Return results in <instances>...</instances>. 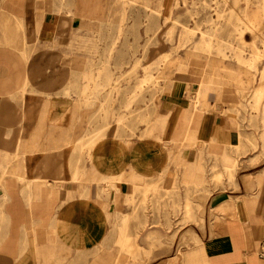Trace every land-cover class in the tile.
<instances>
[{"label":"crops","instance_id":"0c3cea01","mask_svg":"<svg viewBox=\"0 0 264 264\" xmlns=\"http://www.w3.org/2000/svg\"><path fill=\"white\" fill-rule=\"evenodd\" d=\"M49 9L36 0H0V264H113L114 255L128 251L112 246L113 228L127 225L130 212L124 229L136 234L140 224L132 249L152 255L154 264L180 248L184 264H264V181L240 183L238 195L223 188L208 194V151L186 145L180 152L183 144L205 143L222 158L226 146L239 143L230 122L196 114L189 85L176 71H160L154 78L164 97L138 104L135 133L97 137L91 131L101 127L88 123L99 120V108L66 96L54 82L58 68L41 71L59 57L49 62L20 52L72 34L71 16H50ZM215 95L208 92V109ZM102 190L110 192L106 203ZM182 236L193 241L182 246Z\"/></svg>","mask_w":264,"mask_h":264},{"label":"rangeland","instance_id":"374dc122","mask_svg":"<svg viewBox=\"0 0 264 264\" xmlns=\"http://www.w3.org/2000/svg\"><path fill=\"white\" fill-rule=\"evenodd\" d=\"M36 2L38 7L50 8V16L67 13L73 19L75 29L69 36L55 39L51 44L40 46L36 44L40 43L37 40L31 50L27 49L26 52L23 49L20 52L26 59V56L30 55V59L44 61L49 59V62H52V59L56 61L59 57V62L46 63L41 71H49L51 74L52 71L56 73L58 68L57 73L61 77L54 79V82L60 90H65L66 96L87 100L93 111H96L94 108H99L97 111L99 120L92 119L88 127L92 129L96 125L102 130L96 133L91 131L93 134L100 138L107 131H111L114 136L118 131L123 134H134L136 126L140 124L138 104L160 102L164 97L160 80L154 78V74L160 71H176L180 80L190 87L187 98L195 103L192 107L195 108L194 112L198 115L214 113L224 116L239 135L236 148L226 146L220 159L216 154V151L220 150L218 147L212 149L210 144L189 143L180 147V152H185L182 151L184 146L208 151L211 186L207 193L213 191L212 188L215 190L223 188L238 195L243 193L240 183L244 184L245 188L255 181L259 187L263 185L264 96L260 94L263 96L262 101L257 104L256 88L264 72L263 70L256 72L236 62V70H232L230 62L202 56L195 48L190 49L185 37L187 8L182 0H174L176 5L172 18L167 23L163 17L166 14L165 0H36ZM145 14L149 15L148 18ZM30 59L26 60L28 66L34 64ZM259 66L264 68V59ZM212 90L216 93V99L211 96L215 104L208 109L210 99L208 92ZM204 91L207 94L202 96L200 93H205ZM254 144L257 145L256 148H253ZM188 165L179 162L176 167L183 169L189 167ZM229 170L233 172L232 176L228 175ZM255 171L262 173L255 176L253 174ZM111 186L115 189L114 182ZM134 193L136 197L134 214H140V189L135 187ZM244 193L253 192L248 189ZM109 198L110 192L102 190L100 200L106 203ZM190 211L191 207H186L185 214H190ZM132 214L130 212V220L127 223L129 226L132 223ZM126 218H122V221ZM186 224L177 223L175 233H180ZM127 225L125 223L114 225L112 246L128 247L125 249L128 251L119 253V259L118 254L114 255L113 264H154L155 259L153 260L152 255L140 254V251L138 253L132 249L134 236L140 232V224L135 228L136 234L131 232V228L124 229ZM212 226H216V223L211 224V228ZM188 241L193 239L190 236H182L180 245L183 246ZM181 250L180 248L178 254L169 256L172 259L157 264H184Z\"/></svg>","mask_w":264,"mask_h":264},{"label":"bare ground","instance_id":"6f19581e","mask_svg":"<svg viewBox=\"0 0 264 264\" xmlns=\"http://www.w3.org/2000/svg\"><path fill=\"white\" fill-rule=\"evenodd\" d=\"M182 1L187 8L188 20L185 27V37L190 49L195 48L197 53H202V56L220 58L223 62L228 61L232 65V70H236V62L243 66L246 65L256 72L260 70L264 72V68L259 66L261 60L264 59V0ZM174 5H176L174 0H165L166 14L162 15L165 23L171 20ZM145 16L148 18L149 15L145 14ZM176 22L180 21L176 20ZM256 93L258 104L264 96V75L257 84ZM200 94L203 96L207 92ZM260 94L263 96H260ZM262 136L264 139V130ZM256 147L257 145L254 144L253 148ZM227 173L229 176L233 175L231 170ZM97 254L99 255V253Z\"/></svg>","mask_w":264,"mask_h":264},{"label":"built area","instance_id":"2783aa9c","mask_svg":"<svg viewBox=\"0 0 264 264\" xmlns=\"http://www.w3.org/2000/svg\"><path fill=\"white\" fill-rule=\"evenodd\" d=\"M261 254H262V256H264V241L262 243V251H261Z\"/></svg>","mask_w":264,"mask_h":264}]
</instances>
